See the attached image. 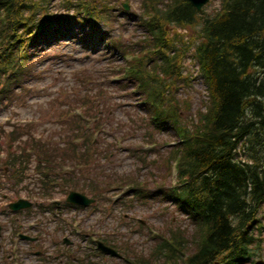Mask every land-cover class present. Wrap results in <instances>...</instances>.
<instances>
[{
	"label": "trees",
	"instance_id": "1",
	"mask_svg": "<svg viewBox=\"0 0 264 264\" xmlns=\"http://www.w3.org/2000/svg\"><path fill=\"white\" fill-rule=\"evenodd\" d=\"M41 4L0 0V109L20 97L17 88L25 93L28 90V77L34 69L27 46L35 38L45 36L52 24L59 26L70 18L93 26L102 13L92 0H63L64 7H75V14L58 19L49 14L37 17ZM140 6L139 23L145 32L139 47L127 50L117 39H110L109 44L123 58L121 91L138 93L147 109L142 120L146 142L159 151L153 135L166 125L178 138L162 157L167 173L174 168L175 182L167 187L160 181L151 188L135 175L117 176L116 180L126 192L132 191L128 196L133 198L162 195L185 213L193 228L167 226L156 235L148 255L131 250L133 256H125L124 261L248 264L252 248L260 245L264 232L260 218L264 210V0H221L218 11L212 12L205 8L198 12L188 0H142ZM177 28L187 29V34L177 32ZM186 55L197 63L196 76L203 82L207 97L205 111L197 110L195 123L187 115L190 99L176 97L178 88L190 81L189 75L183 74ZM77 109L62 115V122L72 128L67 134L70 139L62 146L33 136L29 123L7 122L11 128L0 129L8 137L12 179L20 181L35 157L40 189L49 199L58 185L54 172L63 168V160L89 162L94 131L84 126ZM24 135L22 144L15 145ZM130 152L142 165L148 160L140 146L130 147ZM53 165L59 166L52 169ZM78 166L74 165L76 170ZM62 177L66 183H74L70 173ZM78 184L72 188H81ZM88 186L93 197L104 198V187ZM60 207L72 206L63 203ZM46 208L59 206L48 201ZM121 249L129 253L126 243ZM67 264L99 263L80 258L69 259Z\"/></svg>",
	"mask_w": 264,
	"mask_h": 264
},
{
	"label": "rangeland",
	"instance_id": "2",
	"mask_svg": "<svg viewBox=\"0 0 264 264\" xmlns=\"http://www.w3.org/2000/svg\"><path fill=\"white\" fill-rule=\"evenodd\" d=\"M34 1L43 6L37 17L49 14L52 19H58L76 11L75 7H64L63 0ZM92 1L102 10L93 26L70 18L59 26L52 24L45 36L35 38L27 46L34 69L28 77V90L25 93L17 88L20 97L0 109V129L8 131L7 122H26L33 136L49 141L52 146H62L70 139L67 134L72 130L62 122V115L66 110L78 108L84 126L94 131L93 154L88 163L63 160V168L54 172L58 185L48 199L40 189L41 176L34 173V161H30V169L20 181L12 179L8 137L0 132V264H66L67 258L75 257L85 259L86 263L125 264L124 257H131V250L148 255L156 235L167 226L180 225L189 231L193 228L185 213L162 195L146 200L133 198L128 196L132 191L126 192L119 186L120 180H116L117 176L135 175L147 181L151 188L160 181L167 187L174 184L175 172L167 173L162 157L178 138L166 125L154 133L153 138L159 143L154 147L159 151H153L151 143L146 142L142 120L148 113L139 100L140 95L121 91L123 58L109 40L117 39L127 50L139 47L145 32L139 23L142 0ZM216 1L205 6L207 12L217 8ZM183 65V74L189 75L190 81L178 88L176 97L190 99L187 115L194 119L198 109L205 110V86L196 76L197 63L186 57ZM127 87L132 88L131 84ZM26 137L14 144L21 145ZM163 142L166 144L162 145ZM136 146L148 156L143 165L130 152V147ZM74 165L81 166L76 170ZM57 166L53 165L52 169ZM68 173L85 191L90 189L89 183L104 187V198L100 202L95 199L87 206L46 208L50 200L57 206L66 203L74 185L62 177ZM81 193L93 198V193ZM19 198L32 202V206L10 210L8 204ZM260 218L264 222V210ZM260 237V245L252 248L254 261H264V232ZM103 239L117 246L113 248L118 256L97 253L96 241ZM125 243L128 254L121 249ZM251 260L248 264H252Z\"/></svg>",
	"mask_w": 264,
	"mask_h": 264
},
{
	"label": "water",
	"instance_id": "3",
	"mask_svg": "<svg viewBox=\"0 0 264 264\" xmlns=\"http://www.w3.org/2000/svg\"><path fill=\"white\" fill-rule=\"evenodd\" d=\"M208 0H189L190 4L196 8V10H200L201 7L207 2ZM125 9H127V7H124ZM66 201L68 202H73V203H77V204H83V205H88L89 203L93 202V199L86 197L85 195L76 192V191H71L69 192ZM31 206V203L28 202L27 200L24 199H18L16 202L10 203L9 207L13 210H18L21 208H26ZM27 238V237H26ZM97 247L105 252V253H109L111 255H116L117 252L112 249L111 247L105 245L103 242L98 241L97 242ZM255 264H264L263 260H257L255 262Z\"/></svg>",
	"mask_w": 264,
	"mask_h": 264
}]
</instances>
